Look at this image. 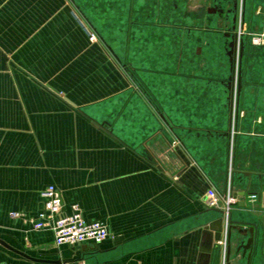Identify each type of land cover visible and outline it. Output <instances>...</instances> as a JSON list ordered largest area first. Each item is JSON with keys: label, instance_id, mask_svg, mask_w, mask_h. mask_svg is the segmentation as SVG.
Masks as SVG:
<instances>
[{"label": "crops", "instance_id": "1", "mask_svg": "<svg viewBox=\"0 0 264 264\" xmlns=\"http://www.w3.org/2000/svg\"><path fill=\"white\" fill-rule=\"evenodd\" d=\"M213 1L0 0V240L39 260L0 244V263L264 264V30L239 0L232 96L235 17ZM51 185L109 230L81 260L28 222ZM229 187L256 196L236 199L224 258L226 216L204 199Z\"/></svg>", "mask_w": 264, "mask_h": 264}, {"label": "built area", "instance_id": "2", "mask_svg": "<svg viewBox=\"0 0 264 264\" xmlns=\"http://www.w3.org/2000/svg\"><path fill=\"white\" fill-rule=\"evenodd\" d=\"M246 27L247 24L241 8L239 12V38L242 34L246 33ZM91 38L94 39V36H91ZM252 42L254 45L264 46V34L254 36ZM42 195L44 198L43 210L36 219H29L28 222L37 230H52L55 235L56 246L67 245L72 248H77L84 244H101L110 236L107 226L102 221H88L78 208H74V212L71 214H64L62 195L55 186H48ZM204 204L210 209H221L226 216L225 229H223L220 239L217 241L219 246L223 248L224 258H226L228 247V220L230 219L231 209L237 204V200L234 198L230 187L224 195L219 194L215 189H210L206 193ZM11 217L22 218L23 214L11 213Z\"/></svg>", "mask_w": 264, "mask_h": 264}, {"label": "water", "instance_id": "3", "mask_svg": "<svg viewBox=\"0 0 264 264\" xmlns=\"http://www.w3.org/2000/svg\"><path fill=\"white\" fill-rule=\"evenodd\" d=\"M212 12H215V9H212L211 10ZM239 12H240V7L238 9V12H237V15L238 17L236 18L235 17V25L233 26V29H234V34H228L227 37L231 38V42L229 43L228 45V49H229V52H228V56L230 58V64H231V76L229 78L230 80V84H229V89H230V92L232 94V96H234V94L237 92H240V86H241V76L239 73V71L237 72V67L239 65V60H242V57H243V48H241V53H240V59H238V29H239ZM236 80L238 81V85L236 87ZM233 99V98H232ZM233 116V112L231 114ZM249 196H256V194H250L248 193L247 191H240V192H236L234 194V198H238V197H241L244 199V202L240 203L239 206H248L249 205ZM258 199L261 200L264 202V193L262 194H259L258 195ZM217 212L219 214H223V211L221 210H217ZM231 223H233V221H231ZM247 233V231L245 232ZM220 236H221V232L220 231H217V233L214 235V240L215 242L217 243V241L220 239ZM257 237V231L254 233V238L250 239L249 242H248V245H250L251 242L254 241V239H256ZM0 244L5 246L6 248L10 249L11 251H14L15 253L27 258V259H30V260H34V261H39V260H35L34 258L30 257L29 255L21 252V251H18L12 247H10L8 244H6L4 241L0 240ZM74 250L76 251V255L75 257L72 259V261H75V260H81L82 258V254L85 250V247L84 246H80V247H77V248H74ZM227 256L229 257V254H230V248L229 250L227 251ZM55 263H58V264H62L63 261L62 260H59Z\"/></svg>", "mask_w": 264, "mask_h": 264}, {"label": "rangeland", "instance_id": "4", "mask_svg": "<svg viewBox=\"0 0 264 264\" xmlns=\"http://www.w3.org/2000/svg\"><path fill=\"white\" fill-rule=\"evenodd\" d=\"M192 2H191L190 5H192ZM214 2L215 1L212 0V4H214ZM218 4H220V6L222 5L223 9H225V11H227L228 14H229L228 18L231 19V16L233 15V8H232V5L230 3V0L226 1V2L219 0ZM246 7H247V17H248L249 22L252 21L254 26L259 27L260 30H264V18L263 17H257V16L254 15V12H255V10L257 8H258L257 9L258 12H259V9H260L259 7L264 9V0H247ZM225 28H227V27H225ZM194 40H195L194 36L190 37L187 34V36H184V40L183 41L188 42L187 43V48L191 49L194 46ZM198 52L199 51H198L197 48L195 50V54L191 52V56L194 59L190 58V61H193V60H195L197 58L196 54ZM261 60H260V62H262L261 63L262 66L260 67V69L258 70V73H256V74H258V77L262 80V79H264V56L261 57ZM243 68L246 69V63H244ZM250 75H252V70H250Z\"/></svg>", "mask_w": 264, "mask_h": 264}, {"label": "flooded vegetation", "instance_id": "5", "mask_svg": "<svg viewBox=\"0 0 264 264\" xmlns=\"http://www.w3.org/2000/svg\"><path fill=\"white\" fill-rule=\"evenodd\" d=\"M230 2L232 3L233 16L236 17L237 16V8H238L239 0H231Z\"/></svg>", "mask_w": 264, "mask_h": 264}]
</instances>
